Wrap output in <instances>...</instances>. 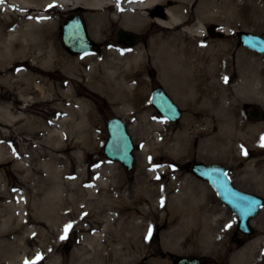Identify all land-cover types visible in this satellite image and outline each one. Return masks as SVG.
Listing matches in <instances>:
<instances>
[{
  "label": "rangeland",
  "instance_id": "374dc122",
  "mask_svg": "<svg viewBox=\"0 0 264 264\" xmlns=\"http://www.w3.org/2000/svg\"><path fill=\"white\" fill-rule=\"evenodd\" d=\"M185 2L187 25L202 28L201 21L205 26L200 35L185 34L189 54L195 51L205 57V61L199 60L207 73L203 80L187 77L174 81L155 60L158 54H171L173 37L181 31L157 26L155 18L163 17L167 7L178 6L182 12ZM185 2L164 0L144 10L151 24L140 31L128 30L121 19L115 22L107 45L126 51L128 57L120 67L84 65L79 67L83 75L50 67L48 79L61 84L52 101L25 105L13 84L0 80V105L23 114L15 122L0 120V189L7 186L16 201L14 221H7V210L0 217V264H31L38 255L42 258L36 264H176L181 257H200L202 264H239L241 251L248 264L254 260L264 264V208L252 220L256 223L252 222L254 233L240 246L238 216L190 168L194 162L223 165L237 187L264 197V117L253 121L248 113L254 104L264 107V54L246 48L237 36L238 31H251L264 37V0ZM76 12L82 14L88 36L93 38L84 11L71 9L58 16L60 43L71 56H100L104 44L94 38L90 53L74 54L63 44L62 21ZM211 24L227 27L228 32L211 35ZM119 28L139 35L137 43L117 40ZM137 49L141 54L134 62ZM245 61L255 64L262 75L256 76L251 86L240 87L236 84L244 78L232 73L238 65L237 71L242 69ZM91 71L95 81L87 75ZM102 73L113 81L110 94L96 80ZM159 85L182 109L177 122L164 119L150 101L153 88ZM35 95L29 92L27 96ZM78 98L88 103L75 105L81 110L78 129L70 132V128L52 122L69 117L68 108ZM60 103L64 110L55 108ZM113 116L126 122L135 144L131 173L104 153L109 138L107 121ZM43 122L49 129L46 141L44 131L32 132L30 128ZM157 123L162 126L157 128ZM133 124L135 131L130 130ZM179 140L180 147L188 144L189 150L175 153L171 148ZM141 192L144 201L130 215L128 206L127 217L121 218L118 204H131ZM182 194L191 198L194 206L205 201L212 207L210 242L195 247L188 243L185 223L191 214L189 204L169 205L166 200ZM7 200L0 199L4 204ZM68 225L67 236L61 239ZM254 240L257 242L249 246Z\"/></svg>",
  "mask_w": 264,
  "mask_h": 264
},
{
  "label": "bare ground",
  "instance_id": "6f19581e",
  "mask_svg": "<svg viewBox=\"0 0 264 264\" xmlns=\"http://www.w3.org/2000/svg\"><path fill=\"white\" fill-rule=\"evenodd\" d=\"M185 1L180 0L182 3ZM163 2L164 0H4L3 3H0V73L2 72L0 80L13 84V87L17 91V95H19V101L25 105H32L37 101H52L55 98L51 96L54 95V93L58 95L61 84H55L48 79L47 76H49L50 67L62 68L65 74L67 73L70 75L75 72H79L80 75H83L85 72L80 71L79 67L84 65L94 69L111 66L120 67L128 55H126V51L121 47L119 50H116L114 46L107 45L111 43L110 30L113 24L121 19V24L128 30L140 31L148 24H151V18L143 11L151 9L156 5L163 4ZM185 4L186 2L184 6H181L183 9L182 12H180L181 10L179 11L180 8L178 6L167 7L162 14L163 17L158 16L155 18L157 26L181 29V31H178V34L173 37L172 44L174 45V49L170 52L171 54H166L164 57L158 54L155 56V60L157 65L162 66L165 73L170 75L174 81H183L186 80L187 77H191L194 80H203L207 76V73L206 70H204L205 66L199 64V60L204 59L205 61V57L201 54H197L195 51L190 55L189 44L186 42L185 37L188 34L194 35L195 33V35H200L201 29L204 30L205 26L204 22L201 23V21L199 23L202 24V28L195 27V25H187L189 18H187V6ZM71 9L84 11L86 18L89 19V30L92 37L96 41L98 40L104 44L100 56L94 54L71 56L63 48L59 41L58 16ZM129 11H131V13H129ZM206 17L209 18L208 15ZM221 29L224 32H228L227 27H222ZM216 49L217 55L219 56V51L221 49L219 44H217ZM140 54V50L137 49V52L134 53V55H136L133 58H136L133 60L134 62L139 61ZM243 64L244 67L238 71L237 68L240 65L236 66V70H234L232 76L238 72V74H241L244 78V81L236 85L240 87L251 86L254 82V78L262 75V71L251 62L245 61ZM187 69L189 70L188 73ZM190 71H192V75L189 74ZM93 74V71L87 72L91 80L93 79V81H95L94 77L96 75ZM96 80L98 84L102 85L99 87H101L104 92L106 91L108 94L112 92L113 81L107 76L102 73L96 77ZM259 81L261 82V80ZM54 87L58 89L56 92L53 91ZM29 92L36 93L37 95L34 97L27 96ZM36 97L38 99H34ZM117 97L120 99L123 98L121 95ZM85 103L87 102H84L80 98L76 99L74 105L68 108L69 117L58 118L52 122L57 126L68 127L70 128V132H74L72 128H79V124L76 120L77 116L81 115V110L76 109L75 105ZM55 105L57 109H65V105L62 103ZM212 106H214V101L212 104L210 103V107ZM22 115L21 111L14 113L7 107L0 105V120L2 122H15V120L21 118ZM92 119H95L93 113ZM161 126L162 125L159 123L156 124L157 128ZM30 128L32 132L40 133L44 131L46 133L44 135V141L48 140L47 131H49V129L46 122H43L40 127L31 126ZM136 129L137 127L134 124L130 126L131 131H135ZM180 145L181 141L179 140L174 143L171 149L175 153H178L181 149L189 150L188 144L182 147H180ZM123 195L124 194L121 193L122 197ZM144 196V192H141L136 194V198L131 204H129V202L118 204L120 217H127L125 212L128 206H131L129 215L135 212L136 206L144 201ZM0 199H8V203L6 202V204L0 201V217L3 216L4 211L6 212L7 210L6 219L9 217L7 221L11 224L15 218L16 201H14V198L10 194V189L7 186L5 189H0ZM166 200L169 205L175 202H187V204H189L190 207L188 210L191 214L189 215V221L185 223L186 230L190 236L189 240H187L188 243L195 247L199 244L211 241L208 239L211 227L209 218H211L213 209L207 202L203 201L202 205L194 206L192 199L183 194L176 195L175 197H167ZM133 204L134 206H132ZM172 217L173 216H171V219ZM253 224L256 223L253 222ZM255 242H257V240H254L249 246L253 245ZM237 257H239V264H248L247 260L244 259L243 251L239 252ZM253 262L252 264L262 263L258 262V260H254Z\"/></svg>",
  "mask_w": 264,
  "mask_h": 264
},
{
  "label": "water",
  "instance_id": "95a60500",
  "mask_svg": "<svg viewBox=\"0 0 264 264\" xmlns=\"http://www.w3.org/2000/svg\"><path fill=\"white\" fill-rule=\"evenodd\" d=\"M156 12V11H155ZM158 14H162L160 11ZM62 41L69 51L74 54L90 53L93 51L94 42L88 36L83 19L79 12L65 17L61 24ZM209 34L222 36L225 32L215 24L208 27ZM237 36L242 45L248 49L264 54V37L251 31H238ZM117 40L134 45L140 36L119 28L116 33ZM152 76L155 73L152 72ZM151 103L158 109L164 119L177 122L182 117V109L166 91L162 85L153 88L150 98ZM253 121H260L264 117V107L254 104L248 111ZM107 127L109 138L104 148L106 156L114 161L121 162L128 173L135 166L133 138L128 130L126 122L119 116L108 119ZM191 172L198 178L208 182L216 191L223 204L228 206L239 219L238 229L240 232L251 235L254 233L252 219H254L264 207V197L245 191L237 187L228 169L220 164H208L194 162L191 164ZM132 180L133 177H130ZM153 241L155 238L153 237ZM240 242V239H237ZM176 264H202L200 257H181Z\"/></svg>",
  "mask_w": 264,
  "mask_h": 264
},
{
  "label": "snow or ice",
  "instance_id": "6c2138e0",
  "mask_svg": "<svg viewBox=\"0 0 264 264\" xmlns=\"http://www.w3.org/2000/svg\"><path fill=\"white\" fill-rule=\"evenodd\" d=\"M4 2V0H0V3H3ZM225 82H227V79L225 78ZM262 146H264V144H262ZM245 155L247 154L246 152L244 153ZM162 204H163V201L161 202ZM71 228V225H68V226H66V228H65V236H62L61 237V239H65L66 238V236H67V232H68V230ZM149 236H151V229H149ZM42 257H40L39 255L36 257V261H39L40 259H41ZM36 261H33V262H31V264H36ZM25 264H29V262L28 261H26L25 262Z\"/></svg>",
  "mask_w": 264,
  "mask_h": 264
},
{
  "label": "flooded vegetation",
  "instance_id": "af4514ba",
  "mask_svg": "<svg viewBox=\"0 0 264 264\" xmlns=\"http://www.w3.org/2000/svg\"><path fill=\"white\" fill-rule=\"evenodd\" d=\"M248 237H249V235H246L244 233H241L240 235H238V238L240 239L239 245L240 246L243 245L247 241Z\"/></svg>",
  "mask_w": 264,
  "mask_h": 264
}]
</instances>
